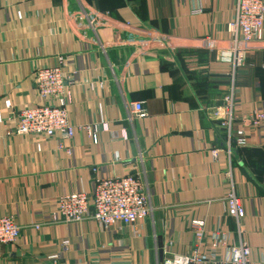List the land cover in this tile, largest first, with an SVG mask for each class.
<instances>
[{"label":"crops","instance_id":"obj_1","mask_svg":"<svg viewBox=\"0 0 264 264\" xmlns=\"http://www.w3.org/2000/svg\"><path fill=\"white\" fill-rule=\"evenodd\" d=\"M235 7L236 0H0V216L21 229L16 244L0 247V264H52L63 241L58 264H164L193 253L201 235L194 221L206 223L204 251L215 228L238 242L227 216L233 190L246 210L250 262L264 264V130L248 131L247 147L230 155L217 115L232 88L238 115L264 108V41L237 44L245 61L236 71L227 59L236 47ZM58 65L71 83L75 136L39 150L15 134L14 117L40 103L35 73ZM134 103H143L144 117H133ZM126 175L139 176L151 207L137 225L105 228L92 212L73 224L57 216L60 197Z\"/></svg>","mask_w":264,"mask_h":264},{"label":"built area","instance_id":"obj_2","mask_svg":"<svg viewBox=\"0 0 264 264\" xmlns=\"http://www.w3.org/2000/svg\"><path fill=\"white\" fill-rule=\"evenodd\" d=\"M230 28L236 47L228 52L227 59L233 71H236L245 61L237 44L264 41V0H236L235 19ZM70 85L62 66L39 69L34 76V88L40 103L16 111L15 134L29 138L39 150L46 141L55 137L62 140L73 139L75 127L71 124L67 111L72 100ZM234 89L223 97L222 112H217L220 129L223 130L224 149L230 155L235 149L247 147L248 131L255 135L264 130V108L255 109L246 117L238 115L235 110L237 102ZM5 106L11 109V101H6ZM131 110L134 118L145 115L143 103H134ZM83 128L88 132L91 130L88 126ZM218 152V149H214L213 155L216 157ZM226 205L227 216L236 221L238 242L233 238V233L215 228L208 235L209 243L204 251L202 239L206 233V223L194 221L192 225L201 235L193 253L166 260L164 264H251V249L242 238L244 229L241 222L246 216V210L235 190L227 196ZM90 212L92 218L105 228L114 225L135 226L151 215V207L138 175L104 177L96 181L92 193H71L58 200L57 216L66 223H80ZM20 236L21 229L14 217L0 216V247L16 244ZM68 245V241H63L61 250L48 257V261L58 264L61 252L67 250Z\"/></svg>","mask_w":264,"mask_h":264}]
</instances>
